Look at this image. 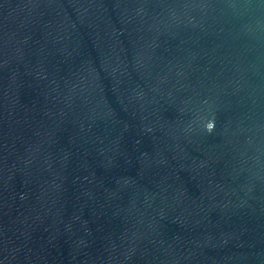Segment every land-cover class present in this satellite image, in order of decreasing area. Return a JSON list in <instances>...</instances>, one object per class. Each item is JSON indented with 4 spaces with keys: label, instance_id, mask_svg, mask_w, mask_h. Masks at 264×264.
<instances>
[{
    "label": "water",
    "instance_id": "water-1",
    "mask_svg": "<svg viewBox=\"0 0 264 264\" xmlns=\"http://www.w3.org/2000/svg\"><path fill=\"white\" fill-rule=\"evenodd\" d=\"M0 264H264V0H0Z\"/></svg>",
    "mask_w": 264,
    "mask_h": 264
}]
</instances>
